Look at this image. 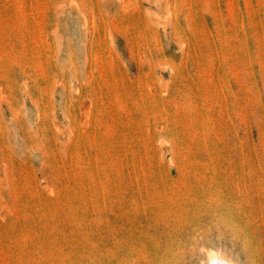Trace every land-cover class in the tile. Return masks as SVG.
I'll list each match as a JSON object with an SVG mask.
<instances>
[{
	"label": "rangeland",
	"instance_id": "1",
	"mask_svg": "<svg viewBox=\"0 0 264 264\" xmlns=\"http://www.w3.org/2000/svg\"><path fill=\"white\" fill-rule=\"evenodd\" d=\"M264 264V0H0V264Z\"/></svg>",
	"mask_w": 264,
	"mask_h": 264
},
{
	"label": "bare ground",
	"instance_id": "2",
	"mask_svg": "<svg viewBox=\"0 0 264 264\" xmlns=\"http://www.w3.org/2000/svg\"><path fill=\"white\" fill-rule=\"evenodd\" d=\"M209 259V264H233L231 261L225 260L217 255V253H214V251L209 253Z\"/></svg>",
	"mask_w": 264,
	"mask_h": 264
}]
</instances>
